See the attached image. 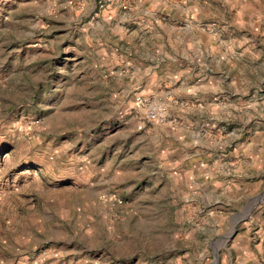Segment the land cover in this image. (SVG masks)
Wrapping results in <instances>:
<instances>
[{"label": "rangeland", "instance_id": "1", "mask_svg": "<svg viewBox=\"0 0 264 264\" xmlns=\"http://www.w3.org/2000/svg\"><path fill=\"white\" fill-rule=\"evenodd\" d=\"M200 1L228 83L150 97L108 0H0V264H264V0Z\"/></svg>", "mask_w": 264, "mask_h": 264}, {"label": "crops", "instance_id": "2", "mask_svg": "<svg viewBox=\"0 0 264 264\" xmlns=\"http://www.w3.org/2000/svg\"><path fill=\"white\" fill-rule=\"evenodd\" d=\"M108 2L106 14L116 27L115 40L121 50L129 47L139 58L140 94L153 97L163 84L177 85L182 93L213 92L227 81L223 78L229 70L222 67L221 55L216 52L222 23L220 16L211 14L210 5L200 0ZM126 3L129 11L123 13L120 9ZM222 3L219 0L214 7L220 9ZM164 15L166 21L161 19ZM206 21L212 23L206 25Z\"/></svg>", "mask_w": 264, "mask_h": 264}, {"label": "built area", "instance_id": "3", "mask_svg": "<svg viewBox=\"0 0 264 264\" xmlns=\"http://www.w3.org/2000/svg\"><path fill=\"white\" fill-rule=\"evenodd\" d=\"M100 6L103 7L104 4L100 3ZM136 100L139 104L147 106V115L151 120H160L166 117L167 114L165 108L154 106V104H152L148 98L143 96H137Z\"/></svg>", "mask_w": 264, "mask_h": 264}]
</instances>
